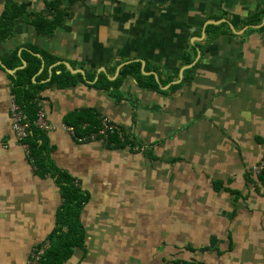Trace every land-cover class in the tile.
I'll return each mask as SVG.
<instances>
[{
	"label": "crops",
	"instance_id": "obj_1",
	"mask_svg": "<svg viewBox=\"0 0 264 264\" xmlns=\"http://www.w3.org/2000/svg\"><path fill=\"white\" fill-rule=\"evenodd\" d=\"M48 2L0 0V17L10 3L35 15ZM62 2L71 16L52 36L25 17L0 41V264H27L62 205L55 177L38 175L12 127V79L28 66L26 52L42 59V84L59 65L81 75L40 99L50 161L87 195L84 243L66 264H264V179L251 173L264 158V15L245 25L264 0ZM222 23L207 46V27ZM131 63L160 90L129 76L117 100L98 86ZM195 65L192 80L171 90ZM83 110L111 119L134 145L75 141L63 126Z\"/></svg>",
	"mask_w": 264,
	"mask_h": 264
},
{
	"label": "trees",
	"instance_id": "obj_2",
	"mask_svg": "<svg viewBox=\"0 0 264 264\" xmlns=\"http://www.w3.org/2000/svg\"><path fill=\"white\" fill-rule=\"evenodd\" d=\"M47 9L49 12H42L32 15L27 12L26 5H16V3H10L3 15L0 17V41H4L10 38L13 34V25L19 18H25L37 28L39 33L45 36H52L58 27L62 26L66 20L71 16L69 11L70 6L65 8L62 0H50L47 3ZM52 13V15H51ZM264 12L248 18L245 25L252 26V24H259L262 21ZM31 17V18H30ZM227 24L209 25L207 27L208 40L207 46L210 45L214 39L225 31ZM237 27V23L234 22ZM264 30V25L259 28ZM32 51L41 53L48 63L53 64L57 61V58L46 53L36 47H31ZM25 58L28 60V66L20 69L13 76V89L19 100V105L27 117V123L29 125V137L26 139L25 144L29 146V159L32 162L36 172L41 177L47 175H53L57 186L60 189L62 198V205L56 214L55 227L49 234L46 240H49L50 246L45 252L42 260L39 264H63L73 253L75 247H82L84 243V226L80 219L81 211L84 204L87 202V195L84 194L80 188L75 185V178L56 169L50 161L48 155V137L47 134L38 128L35 123L38 119L39 112L41 110L40 99L41 92L47 88H61L65 89L81 82L80 74H70L63 65H59L53 70V76L49 82L42 84L41 81L47 77V72H42L38 77L42 65V59L33 53H25ZM192 61L187 60V64H191ZM20 62L17 65L10 66L15 68L20 66ZM197 65L186 71L185 78L182 83L174 85L172 89H177L183 86L184 83H189L193 78V74L196 71ZM133 76L138 81V86L144 90H160V85L153 76H143L140 73V64L131 63L124 66L119 76L113 81H108L105 76H101V80L97 82L98 86H103L105 89H113V97L117 100L121 99L118 93V88L122 84V80L126 77ZM36 79V83L33 79ZM104 80V83H103ZM173 81V77L168 81L162 82L164 85ZM87 123L89 126L86 129H82V125ZM68 126L74 127L76 134L82 136L92 131L93 127L99 125V117L89 110H83L79 115L72 118L66 123ZM121 128V127H120ZM123 132V140L118 139L116 136L111 137L113 140V148L121 149L126 146L134 145V141H131V136L126 130L121 128ZM261 179H264V174L259 175ZM45 240V241H46ZM40 243L39 245H42ZM195 264V263H188Z\"/></svg>",
	"mask_w": 264,
	"mask_h": 264
},
{
	"label": "built area",
	"instance_id": "obj_3",
	"mask_svg": "<svg viewBox=\"0 0 264 264\" xmlns=\"http://www.w3.org/2000/svg\"><path fill=\"white\" fill-rule=\"evenodd\" d=\"M11 122H13V131L17 141L22 145L23 149L29 155V146L25 144L26 139L29 137V125L27 123V117L22 107L15 100L11 104ZM35 125L43 131L49 130L50 126L46 120V116L43 113H39L38 119ZM89 125L84 123L82 129H86ZM64 129L75 138L77 142H87V141H101L105 145L113 146L111 142V137L116 136L118 139L123 140V132L119 125L114 123L111 119L100 116L99 125L92 128V131L78 136L76 130L72 126L64 125ZM251 173L255 176L264 174V160H261L257 165L253 166ZM75 185L77 182L75 181ZM50 246L49 240H46L42 245L36 246L32 249L31 254L28 258L27 264H39L42 260L45 252ZM65 264V263H63ZM165 264H184L179 260L172 259L167 261Z\"/></svg>",
	"mask_w": 264,
	"mask_h": 264
},
{
	"label": "water",
	"instance_id": "obj_4",
	"mask_svg": "<svg viewBox=\"0 0 264 264\" xmlns=\"http://www.w3.org/2000/svg\"><path fill=\"white\" fill-rule=\"evenodd\" d=\"M213 23H216V22H213ZM25 67V66H24ZM23 67V68H24ZM68 69L71 71V72H73V73H76V72H80V73H82L81 71H73L70 67H68Z\"/></svg>",
	"mask_w": 264,
	"mask_h": 264
},
{
	"label": "rangeland",
	"instance_id": "obj_5",
	"mask_svg": "<svg viewBox=\"0 0 264 264\" xmlns=\"http://www.w3.org/2000/svg\"><path fill=\"white\" fill-rule=\"evenodd\" d=\"M33 82L36 83L34 80H33ZM67 133H69V132H67ZM69 135L71 136L70 133H69ZM72 138L75 140V138H74L73 136H72ZM75 141H76V140H75ZM262 160H264V158H263ZM76 186L78 187V184H77ZM44 242H45V241H44ZM44 242H43V243H44ZM38 246H39V244H38ZM65 264H66V263H65Z\"/></svg>",
	"mask_w": 264,
	"mask_h": 264
},
{
	"label": "bare ground",
	"instance_id": "obj_6",
	"mask_svg": "<svg viewBox=\"0 0 264 264\" xmlns=\"http://www.w3.org/2000/svg\"><path fill=\"white\" fill-rule=\"evenodd\" d=\"M38 246V245H37ZM35 248V247H34ZM181 262V261H180ZM182 263H184V262H182ZM184 264H186V263H184Z\"/></svg>",
	"mask_w": 264,
	"mask_h": 264
}]
</instances>
